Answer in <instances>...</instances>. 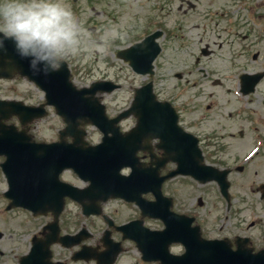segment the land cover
<instances>
[{
	"label": "rangeland",
	"instance_id": "1",
	"mask_svg": "<svg viewBox=\"0 0 264 264\" xmlns=\"http://www.w3.org/2000/svg\"><path fill=\"white\" fill-rule=\"evenodd\" d=\"M62 3L71 9L85 33L86 65L83 72L79 68L75 73L76 83L112 77L123 84L104 99L111 113L116 103L125 105L132 98L134 87L151 77L134 72L120 60V64L110 66L105 51L103 54L94 51L97 37L115 29L119 35L108 37V51L113 53L117 47L128 45L129 35L143 37L148 27L160 26L166 31L160 39L163 52L155 62L152 79L159 95L184 103L187 108L181 114L186 124L192 126L193 117L208 115L210 118L204 125L207 128L214 118L226 116L234 107L246 112L254 107L264 118V80L253 94L243 97L236 92L242 73L264 70V0H62ZM93 25L99 29L92 31ZM41 95L27 79L0 80V97L37 103ZM55 117L52 112L39 123L40 127L61 125L62 120ZM249 125L245 121L239 127L248 129ZM254 135L248 129L241 143L253 142ZM91 137L96 139L97 134L92 133Z\"/></svg>",
	"mask_w": 264,
	"mask_h": 264
},
{
	"label": "flooded vegetation",
	"instance_id": "2",
	"mask_svg": "<svg viewBox=\"0 0 264 264\" xmlns=\"http://www.w3.org/2000/svg\"><path fill=\"white\" fill-rule=\"evenodd\" d=\"M253 120H256L254 116L236 112L214 118L215 124L209 123L207 128L201 127L205 119L195 121L194 128H187L198 140L203 163L221 170L217 174L219 179L207 182L186 174L163 182V192L172 200L171 209L193 219L190 224L187 219H181L182 228L184 224L191 228L187 235H193V229L200 226L205 237L227 239L234 248L240 244L254 251L264 249V144L250 156L251 149L257 145V137L255 142L243 145L241 141L245 140L248 129L239 127L243 122ZM260 120L264 122L262 118ZM257 130L258 135L264 131L254 124V133ZM50 131L57 132V137L38 136V139L53 141L59 138L60 129ZM158 142L143 138L137 157L139 164L144 166H160V175H164L179 164L158 147ZM194 156L198 154L186 151L181 153L180 159H194ZM55 171L54 168L52 173ZM4 180L6 199L8 183L6 178ZM225 182L229 183L226 192L222 188ZM144 196L149 200L156 199L151 192ZM162 205L166 209V201ZM66 209L60 216L59 236L79 234L80 239L72 246L53 245L54 264H162L161 256L157 255L164 252L167 240L159 244L151 230H164L165 220L144 214L135 202L108 199L102 203L100 215L87 214L82 207L81 213L72 215L67 214ZM34 218V223L20 224L16 233H5L0 237V264H19L21 256L30 250L34 237L43 239L50 234V228L46 227L54 221L52 210ZM141 241L154 247L146 257L155 260L144 258ZM83 247L97 258L90 255L85 259L77 258ZM168 247L175 254L185 250L180 241H171Z\"/></svg>",
	"mask_w": 264,
	"mask_h": 264
},
{
	"label": "clouds",
	"instance_id": "3",
	"mask_svg": "<svg viewBox=\"0 0 264 264\" xmlns=\"http://www.w3.org/2000/svg\"><path fill=\"white\" fill-rule=\"evenodd\" d=\"M0 34V47L11 40L18 54L29 59L30 69L44 75L59 71L69 56L86 50L85 33L62 0H0ZM110 35L119 34L106 30L94 51L103 54Z\"/></svg>",
	"mask_w": 264,
	"mask_h": 264
},
{
	"label": "water",
	"instance_id": "4",
	"mask_svg": "<svg viewBox=\"0 0 264 264\" xmlns=\"http://www.w3.org/2000/svg\"><path fill=\"white\" fill-rule=\"evenodd\" d=\"M1 147H2V142L0 141V149H1Z\"/></svg>",
	"mask_w": 264,
	"mask_h": 264
}]
</instances>
